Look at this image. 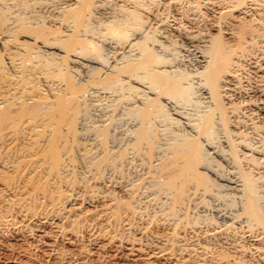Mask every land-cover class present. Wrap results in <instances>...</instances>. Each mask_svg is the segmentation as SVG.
<instances>
[{
    "label": "bare ground",
    "instance_id": "1",
    "mask_svg": "<svg viewBox=\"0 0 264 264\" xmlns=\"http://www.w3.org/2000/svg\"><path fill=\"white\" fill-rule=\"evenodd\" d=\"M8 142L132 261L264 264V0H0Z\"/></svg>",
    "mask_w": 264,
    "mask_h": 264
},
{
    "label": "rangeland",
    "instance_id": "2",
    "mask_svg": "<svg viewBox=\"0 0 264 264\" xmlns=\"http://www.w3.org/2000/svg\"><path fill=\"white\" fill-rule=\"evenodd\" d=\"M10 144L0 145V264H140L132 261L123 248L104 247L103 237L84 231L86 222L81 223L84 229L81 224L74 225L78 215L89 209L87 204L70 213L68 219H45L48 203L35 194L44 178L18 175L17 168H24L30 158ZM16 155L19 160L21 156L25 159H17L16 169L2 165L4 159ZM23 184L27 187L22 189L19 185Z\"/></svg>",
    "mask_w": 264,
    "mask_h": 264
}]
</instances>
